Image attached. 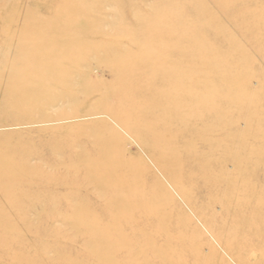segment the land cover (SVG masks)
<instances>
[{"label": "rangeland", "instance_id": "obj_1", "mask_svg": "<svg viewBox=\"0 0 264 264\" xmlns=\"http://www.w3.org/2000/svg\"><path fill=\"white\" fill-rule=\"evenodd\" d=\"M24 18L32 32L15 31ZM140 49L163 51L165 67L177 69L170 87L156 67L142 68L150 93H128L156 106L153 117L191 153L175 172L162 170L144 135L96 114L99 96L140 70L116 60ZM40 52L76 63L61 64L59 86L28 93L13 74ZM35 94L49 101L24 106ZM191 101L204 112V135L190 132L195 144L174 126L176 106ZM229 120L235 141L221 149L205 131ZM263 146L264 0H0V264H264ZM94 165L117 173L115 185L135 177L142 206L112 222L110 188L103 195L88 179ZM180 176L190 200L173 182ZM134 243L140 255L130 254Z\"/></svg>", "mask_w": 264, "mask_h": 264}, {"label": "bare ground", "instance_id": "obj_2", "mask_svg": "<svg viewBox=\"0 0 264 264\" xmlns=\"http://www.w3.org/2000/svg\"><path fill=\"white\" fill-rule=\"evenodd\" d=\"M16 22H17L16 24H19L18 20H16ZM20 24H21V27L19 29L16 28L15 31H18L21 28L24 31H27L28 33L33 31L32 27H34V22L32 21V19L28 20L27 18H24ZM30 41H32V40L30 39ZM32 43H34V42H32ZM170 50L174 51V49H172V48ZM135 53H133L134 56L130 55V57H126L125 59H122V60L117 59L116 62L120 63V64H128L129 67H133V66L137 65L136 67L140 70H136V72H134L135 73L134 75L132 73L127 74V78L124 81H122L120 83V85L116 84L114 86L112 84V86H109V88H111V89L107 88V92H103L99 96L100 103H98V106H97V107H99V108H97V111H99V112H96V114L97 115H107L110 118H113L115 120V122L119 125L120 128L128 130L130 133H132L134 135V137H137L138 139H142V136L144 135L145 139H147V143H145L143 141L145 144L144 145L145 148H147L152 153V155L155 157L156 162L159 164V166L162 168V170L166 171L168 173L175 172V169L180 167V165L177 164L179 161L178 159H180V157L182 155H183L182 157L186 158V156H187V158L190 159V158H192L191 153L188 152L187 150H185L184 148H182V146H180L178 144V140H175L174 138H172L170 136L169 130L173 126L171 123L170 124L168 123V125H167V124L163 123L160 119L153 117L152 112H153V110H155V111L157 110L156 106H153V108L150 109V107L152 105L150 106V103H148V102L145 103L141 96H139L140 98L137 97V99H136L133 96H130L128 93H130V92H135L138 94H141L142 92L143 93L144 92L150 93V91H148V90L143 91L142 87L140 86L141 83L144 84V83L148 82L147 77L143 76L144 73H142V68L147 70L148 68H150V67H148L149 65L151 67L152 66L156 67V70H155L156 73H155L154 78H156L159 82L163 83V85L165 83H166V85H169L168 82H170V87H173L172 86V84H173L172 79L175 78V82H177V80H176V77L178 75V74H176L177 69H176V67H174L175 65H173V64H171L173 66H169L168 68L165 67V62H167L166 59L168 57L167 56L165 57V53L163 51L161 54H159V56H157V53H155L154 56L148 55L149 57L144 55V53L142 52L141 49H140V52H138V53L135 52ZM43 55H44L43 52L42 53L40 52L39 56H34L33 54H27V56H29L28 58L30 59L28 65L25 67L24 70L15 71L13 74L14 77H17V79H19L18 80V81H20L19 84H20V86L24 87V91H29L28 93H33L31 91H39L40 89L47 88L50 85H53L54 87L59 86V82H61L59 74L61 72H63L61 70V64L62 63H68L69 65L72 66L73 64L76 63V61H72L70 58H67V57H61V56L59 57L57 55H55V56L50 55L51 57H49V55L48 56L44 55L45 56L44 57ZM46 59H49V61H47L48 62L47 65L45 63L43 64V61H45ZM148 62H149V64H148ZM121 69L125 72L124 68H121ZM112 77H114L113 74H112ZM141 78H142V80H141ZM152 80L154 81L155 79H152ZM111 90H115L116 94L113 92H110ZM22 94H24V92H22ZM41 96H42V94H35V96H33V98H31V99L30 98L26 99L25 96H23V100H24L23 105L28 107V105L32 104L33 102L39 103L42 101L43 102L49 101L48 99L44 100L43 98H41ZM118 97H122L120 101H123L124 106H122V104H121L122 107H120L118 109L115 107H111L110 103H112V101L114 99H115V101H117ZM141 100H142V105L144 107L140 106ZM199 100L200 99H198L197 95L194 96V98L192 99V101H196V102H199ZM181 101L183 103V100H181ZM192 101L188 105H186V107H184L182 105L176 106L181 111V112H179V115H180V118H182V119H179V121H177L176 125H174V126H179L181 128V130L184 131L181 135L186 134L187 136H190L191 141L194 142V144H195V142L197 140H195L194 136H191L190 132L194 128V129H196V133L202 132L204 135V128L201 127L202 124L204 125V112L200 111V109H198V106L201 105V102L197 103V105H196L195 102L192 103ZM176 107H173V109L177 110V109H175ZM170 108H172V107H170ZM143 109L144 110L146 109V111L144 112ZM147 109H149V110H147ZM163 115H165V114H163ZM144 117H151L150 122L149 123L142 122L141 119H143ZM208 117H209V114H208ZM168 118H169L170 122L175 121V119H173V118L172 119L170 117H168ZM228 119H230V117ZM177 120H178V118H177ZM229 121H228L229 124L225 127H223V125H220V126L218 125V126H216L217 129H213V126L210 125L208 127V128H210L209 131H208V129H207V131H205L206 132L205 134H209V132H210V134H211L210 137L212 139H214L215 141L217 138L218 139L221 138V141H220L221 143H218V145L221 144L220 145L221 149H223V148L225 149L227 147L232 148L231 145H233V141H235V133H237V131H236L237 127L234 124L233 120H229ZM248 121H250L249 118H248ZM228 126H229V130L227 131ZM158 127L159 128L161 127L162 129H164L163 133L160 135H158V134H156V132H154ZM222 128H224V129H222ZM218 130L220 132H223L222 137H219L220 134L217 132ZM256 140H257V138H256ZM220 156L224 161L227 160L226 159L227 156L222 155V154H220ZM229 162L231 163L232 169L236 168L240 172L239 164L233 158ZM108 167L109 166H107V168ZM72 168H74V166ZM91 169L93 170V172L96 171V173L90 172L89 174H91V176L89 175L88 179L96 181V182H94L96 185L95 188L99 190V193H101V194L103 193V195H104L108 192L107 187L110 188L109 192L111 193L112 196L110 198L111 201L109 204H111V205L113 204L112 205L113 207L112 208L109 207V204H108L109 200H108V202L106 201L104 206L109 207L111 213H113V214H111L112 222L114 220H116L117 217H122V215H124V213L129 208L130 209L133 207L138 208V207L142 206L143 203L141 201L135 200L137 198V195H136L137 191L140 192V184L138 181H135V179H134L135 177H132V179H131L132 182L129 183V185L123 184V183H119V184L115 185V183L110 182V180H112V178L115 175H118L117 173L114 174V173H112V171L110 169H106V168L105 169L102 168V172L100 173L99 172L100 167H97V166H95V167L92 166L89 170H91ZM25 170L26 169L24 167H22L20 169H16V173L25 172ZM172 174L181 175L182 173H172ZM237 174L239 175L241 173H237ZM201 175H202L201 178L204 179V173H201ZM182 181H183L182 176H180V178H176V177L173 178V182L175 183V185H177V187L182 191L183 195L186 196L190 200V197H191L190 193L187 192L182 187V185H183ZM108 183H109V185H107ZM191 204L196 206L195 208L197 210L200 209L199 205H196L195 203H191ZM202 218L204 219V223L208 224L212 228L210 218H208V216H206L205 214L202 215ZM134 221H137V224L139 225V219H138L137 215L135 216ZM131 246H135L134 250H132V248H131V250H132L130 252L131 255H140L141 254V249L139 251H136V248L140 247V245H136L134 243ZM208 254L209 253H207V255ZM207 259H208V257H207ZM76 262L77 261H75V263ZM75 263H73V264H75Z\"/></svg>", "mask_w": 264, "mask_h": 264}]
</instances>
